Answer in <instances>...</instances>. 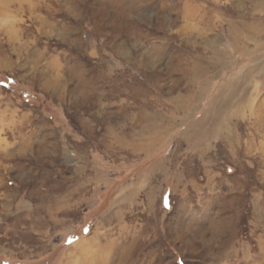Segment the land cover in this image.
I'll use <instances>...</instances> for the list:
<instances>
[{
  "label": "rangeland",
  "instance_id": "rangeland-1",
  "mask_svg": "<svg viewBox=\"0 0 264 264\" xmlns=\"http://www.w3.org/2000/svg\"><path fill=\"white\" fill-rule=\"evenodd\" d=\"M0 264H264V0H0Z\"/></svg>",
  "mask_w": 264,
  "mask_h": 264
}]
</instances>
